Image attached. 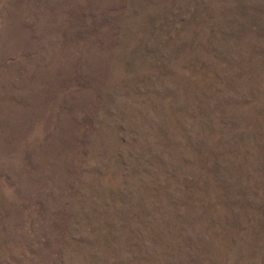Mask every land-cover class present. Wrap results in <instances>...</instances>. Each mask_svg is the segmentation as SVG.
<instances>
[{"label": "rangeland", "instance_id": "rangeland-1", "mask_svg": "<svg viewBox=\"0 0 264 264\" xmlns=\"http://www.w3.org/2000/svg\"><path fill=\"white\" fill-rule=\"evenodd\" d=\"M0 264H264V0H0Z\"/></svg>", "mask_w": 264, "mask_h": 264}]
</instances>
